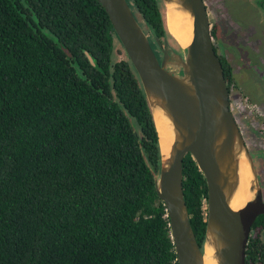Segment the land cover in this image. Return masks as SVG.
Masks as SVG:
<instances>
[{
	"label": "trees",
	"instance_id": "trees-1",
	"mask_svg": "<svg viewBox=\"0 0 264 264\" xmlns=\"http://www.w3.org/2000/svg\"><path fill=\"white\" fill-rule=\"evenodd\" d=\"M126 1L155 47L181 50L162 0ZM158 171L151 110L103 6L0 0V264H178ZM182 186L202 246L207 188L189 153Z\"/></svg>",
	"mask_w": 264,
	"mask_h": 264
},
{
	"label": "water",
	"instance_id": "water-1",
	"mask_svg": "<svg viewBox=\"0 0 264 264\" xmlns=\"http://www.w3.org/2000/svg\"><path fill=\"white\" fill-rule=\"evenodd\" d=\"M97 1L138 74L151 110L159 146L154 184L165 206L178 264H245L250 229L254 219L264 214V201L229 108L204 1L162 0L165 10L186 27L189 40L186 45L177 41L181 52L169 49L165 42L161 55L126 0ZM188 153L207 188L202 246L191 228L183 193L182 163Z\"/></svg>",
	"mask_w": 264,
	"mask_h": 264
},
{
	"label": "rangeland",
	"instance_id": "rangeland-1",
	"mask_svg": "<svg viewBox=\"0 0 264 264\" xmlns=\"http://www.w3.org/2000/svg\"><path fill=\"white\" fill-rule=\"evenodd\" d=\"M203 1L209 21L214 24L213 41L218 54L241 72L243 77L238 80L242 82V89L264 98L263 92L256 91L264 90V10L257 0ZM155 51L161 55L160 48L155 47ZM238 95L236 86L232 89V97L239 101ZM258 128L261 127L258 125Z\"/></svg>",
	"mask_w": 264,
	"mask_h": 264
},
{
	"label": "flooded vegetation",
	"instance_id": "flooded-vegetation-1",
	"mask_svg": "<svg viewBox=\"0 0 264 264\" xmlns=\"http://www.w3.org/2000/svg\"><path fill=\"white\" fill-rule=\"evenodd\" d=\"M212 42L214 44L213 39ZM163 46L164 45L160 46L161 54H162L161 48H163ZM230 67L232 73V82L228 90L229 108L239 127V130L244 139V143L253 161L261 189V197L262 200L264 201V98H259V96L256 97L255 94H251L249 93L248 90L242 89V82L239 83V80L241 79V77H243V75H241V72H239V70L234 68L232 64H230ZM168 68L169 70L174 71L172 67L168 66ZM236 86H237V92L239 93V95L237 96V100L239 99V101H236V97L235 98L232 97V89ZM256 91L259 94L263 92L262 96L264 97V90L256 89ZM241 99L242 101H240ZM258 122L260 124H258ZM258 125L259 127H261L260 129L258 128ZM250 238L259 239V243H257V245L259 247V250H262V252H257L256 262L252 261L251 258H249L247 264H264V230L260 229L259 227L250 229L248 240H250Z\"/></svg>",
	"mask_w": 264,
	"mask_h": 264
},
{
	"label": "bare ground",
	"instance_id": "bare-ground-1",
	"mask_svg": "<svg viewBox=\"0 0 264 264\" xmlns=\"http://www.w3.org/2000/svg\"><path fill=\"white\" fill-rule=\"evenodd\" d=\"M165 19L169 31L177 39L181 45L188 43V34L186 27L180 22V20L170 11L165 10Z\"/></svg>",
	"mask_w": 264,
	"mask_h": 264
}]
</instances>
